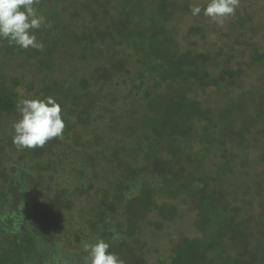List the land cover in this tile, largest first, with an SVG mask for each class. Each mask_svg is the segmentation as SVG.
Returning <instances> with one entry per match:
<instances>
[{
	"label": "trees",
	"instance_id": "trees-1",
	"mask_svg": "<svg viewBox=\"0 0 264 264\" xmlns=\"http://www.w3.org/2000/svg\"><path fill=\"white\" fill-rule=\"evenodd\" d=\"M39 8L52 24L37 33L42 50L0 41V264H82L81 241L94 237L109 241L125 264H149L144 232H161L181 200L199 235L177 238L158 264H264V52L246 39V23L231 24L232 47L250 51L233 67L222 51L217 64L209 51H183L166 30L179 11L188 12L186 1L42 0ZM198 35L194 27L185 39ZM17 61L44 78L10 76ZM70 62L95 67L90 85L74 84ZM255 68L248 104L240 95L228 104ZM38 95L55 97L66 111L64 139L18 150L7 124L20 118L18 101ZM119 100L130 113L142 109L137 127L122 129L112 117ZM127 133L135 161L125 141L113 138ZM94 188L96 197H88ZM76 210L78 229L68 223Z\"/></svg>",
	"mask_w": 264,
	"mask_h": 264
},
{
	"label": "rangeland",
	"instance_id": "rangeland-1",
	"mask_svg": "<svg viewBox=\"0 0 264 264\" xmlns=\"http://www.w3.org/2000/svg\"><path fill=\"white\" fill-rule=\"evenodd\" d=\"M186 1L188 12L179 11L175 17L172 18V20L167 24L166 30L173 35V37L177 40V42L180 45V48L183 49V51H186L187 49H190L192 51H199V52H207L209 51L211 56H213L214 63H221L224 59H217L216 56H214L216 53H220L222 51V54H224V57L229 55L232 61V66H236L238 62H244L249 59L250 51L242 53L240 50V47L236 46L232 47L231 42L227 39L229 37L230 31L233 30L231 28L233 25H231L233 22L237 25L239 23L245 22L246 23V39H251L252 42L260 45V53L264 52V0H239V7L236 10V13L234 16L229 17L225 20L223 25H219L215 22H213L210 18H207L203 15L201 12V16H193L191 14V5L198 4L201 7H204L207 5L209 0H177V2ZM190 11V12H189ZM197 27L199 29V35L198 36H191L190 38H186L188 36L190 29ZM252 29L256 30L255 34L252 33ZM236 31V30H235ZM240 31V29H239ZM238 34V31L233 33V35ZM236 36V35H235ZM234 39V38H233ZM235 41V39H234ZM223 47V48H222ZM136 59V58H135ZM141 59V58H140ZM212 63V64H214ZM28 67L23 66L20 64V62L17 61V65L13 64L11 69L7 71L9 72V75L12 77H19V78H26L27 81L29 79H32L34 75H37L40 78H44L42 74H38L34 67H31L30 65H27ZM139 66V65H138ZM137 66V67H138ZM256 66V64H255ZM254 66V67H255ZM136 67V68H137ZM257 68H255L256 70ZM64 69H59L54 73L55 78H59L60 74L62 75V72ZM259 70H256L254 73H248L247 77L245 74L244 79H242L240 85L238 87H235L229 92V99L231 100H225L228 101V104L234 100L238 99L235 98L238 95H240V98L245 105L248 103L247 100V94L252 91V89H255L256 87L254 84L257 83L256 77L260 72ZM69 72H71L72 80L74 81V84H80L82 82H86L87 85H90L92 82V79L95 77V67L93 65H88L85 62H83L79 66H75V64H72L70 62L69 64ZM94 86V85H93ZM39 90V89H38ZM42 91V90H41ZM96 91L94 90V93ZM20 95H23V91L20 92ZM123 95H126V93H123ZM43 96V95H42ZM42 96H37L36 98H41ZM122 96V94H121ZM34 99V98H30ZM217 99L221 104L224 102V100H219L218 98H214L213 101ZM212 106L215 107L219 106L220 104L215 102H211ZM107 108L111 106V103H106L105 105ZM103 106V108H105ZM221 107V106H219ZM248 107L249 110V116H251L255 110V108ZM112 117L114 114L115 117L119 120L117 122L122 129H126L128 127H137L140 123V118L142 115V109H139L138 112L130 113V108L128 104H125V102H120L112 106ZM134 114V115H132ZM236 115H239L238 113ZM244 114L241 115L243 117ZM10 120V119H9ZM6 123V122H5ZM116 123V126L118 127V124ZM0 124L4 128V121L0 120ZM12 123H8L7 127L12 128ZM116 127V128H117ZM119 128V127H118ZM114 140L118 141H125L126 143V151L128 152V160L135 161L136 158L131 155V151L134 149L135 145V138L130 136V133H127L125 137L114 135ZM264 139V138H261ZM263 141V140H262ZM196 142H199L198 140H193V143L191 145V148L194 150H197ZM241 155V153H239ZM83 161V160H82ZM129 161V162H130ZM215 162V161H214ZM83 164L85 166H88L86 162L83 161ZM82 162H80V165L82 168H84V165ZM107 168L109 171H114V166H109L108 163ZM78 166V164H77ZM214 165L209 164V171L213 168ZM75 173L74 166L69 172V175ZM239 175V173H237ZM238 175L236 176L237 179L239 178ZM102 176V175H101ZM106 180H111L112 175L105 174ZM246 180V179H245ZM94 186L98 185V181L92 180ZM232 182L237 186V188L240 185L239 179L235 181V178L232 180ZM246 181H244L245 183ZM85 186H88V183L86 180L82 183ZM93 187V186H89ZM87 187L86 189H88ZM95 188L92 190V193H87L88 197L94 198ZM87 195L84 199L87 198ZM96 197V196H95ZM78 200L77 203L80 204L82 201L85 200ZM88 202L95 205L96 200L95 199H88ZM169 205V204H168ZM170 208L171 205H169ZM177 207V215L175 219L172 222L165 223L163 226V230L161 232L156 231V229L148 228L143 235V241L146 242V258L149 264H158L160 260H166L168 256L171 254V249L173 244L175 243V240L177 238H196L198 237V232L193 227V220H194V213L190 212L189 209V203L185 200H181L176 204ZM80 212L81 210H76L73 212L72 217L69 218V224L72 225V227L78 229L82 225L80 223ZM150 219L152 222H157L159 220L158 214H154L150 216ZM83 229V228H82Z\"/></svg>",
	"mask_w": 264,
	"mask_h": 264
},
{
	"label": "clouds",
	"instance_id": "clouds-1",
	"mask_svg": "<svg viewBox=\"0 0 264 264\" xmlns=\"http://www.w3.org/2000/svg\"><path fill=\"white\" fill-rule=\"evenodd\" d=\"M42 0H0V41L20 49L42 50L44 44L37 33L52 24L42 14L39 6ZM239 0H209L206 7L191 5V14L201 12L213 22L223 25L225 20L235 15ZM16 109L19 119L12 124V142L18 150H35L47 143L63 140L66 132L67 113L53 96L22 99ZM120 238L114 233L113 239ZM82 264H125V261L111 251L112 244L102 237L81 241Z\"/></svg>",
	"mask_w": 264,
	"mask_h": 264
}]
</instances>
